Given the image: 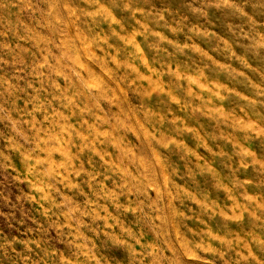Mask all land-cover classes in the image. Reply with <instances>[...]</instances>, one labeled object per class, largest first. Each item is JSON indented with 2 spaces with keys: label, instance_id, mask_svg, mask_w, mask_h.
Wrapping results in <instances>:
<instances>
[{
  "label": "clouds",
  "instance_id": "1",
  "mask_svg": "<svg viewBox=\"0 0 264 264\" xmlns=\"http://www.w3.org/2000/svg\"><path fill=\"white\" fill-rule=\"evenodd\" d=\"M0 264H264V0H0Z\"/></svg>",
  "mask_w": 264,
  "mask_h": 264
},
{
  "label": "rangeland",
  "instance_id": "2",
  "mask_svg": "<svg viewBox=\"0 0 264 264\" xmlns=\"http://www.w3.org/2000/svg\"><path fill=\"white\" fill-rule=\"evenodd\" d=\"M0 186L7 187V181L4 180V178L2 176H0ZM0 206H2V202H0ZM0 222H2V221H0Z\"/></svg>",
  "mask_w": 264,
  "mask_h": 264
}]
</instances>
